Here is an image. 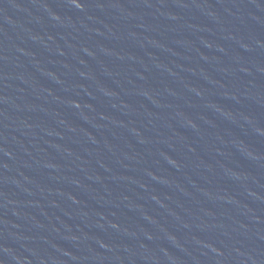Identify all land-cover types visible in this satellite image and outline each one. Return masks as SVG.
I'll use <instances>...</instances> for the list:
<instances>
[{
    "label": "water",
    "instance_id": "1",
    "mask_svg": "<svg viewBox=\"0 0 264 264\" xmlns=\"http://www.w3.org/2000/svg\"><path fill=\"white\" fill-rule=\"evenodd\" d=\"M0 264H264V0H0Z\"/></svg>",
    "mask_w": 264,
    "mask_h": 264
}]
</instances>
